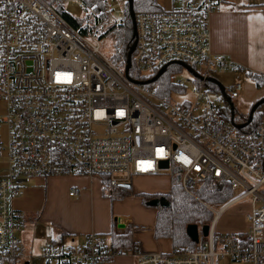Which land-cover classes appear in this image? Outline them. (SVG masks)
Returning a JSON list of instances; mask_svg holds the SVG:
<instances>
[{"label": "built area", "instance_id": "1", "mask_svg": "<svg viewBox=\"0 0 264 264\" xmlns=\"http://www.w3.org/2000/svg\"><path fill=\"white\" fill-rule=\"evenodd\" d=\"M73 2L82 11L78 27L46 0H0V98L5 103L0 122L6 124L0 264H11L18 254L22 214L11 199L27 178L98 174L115 187L134 175L171 173L173 165L188 194L206 177L227 182L232 191L218 206L203 202L212 217L195 248L147 252L132 238L131 249L121 251L107 235L89 232L79 244L48 238L40 256L59 264H104L124 252L135 256L133 264H225L226 258L264 264V110L252 130L241 131L230 117L232 110L237 114L231 99L240 96L242 83L224 89L231 106L220 89L214 90L219 103L228 105L224 112L209 95L212 71L238 68L210 48L209 16L216 0H171L170 8L134 14L126 71L125 61L111 59L115 41L108 57L101 49L102 36L115 35L122 25L126 0H119L118 16L107 0H99L100 8ZM166 66L172 86L191 87L189 99L173 101L171 89L162 96L144 85V77L163 68L161 74ZM180 67L187 76H178ZM163 160L166 167L160 165ZM233 206L241 223L221 226L223 213Z\"/></svg>", "mask_w": 264, "mask_h": 264}, {"label": "crops", "instance_id": "2", "mask_svg": "<svg viewBox=\"0 0 264 264\" xmlns=\"http://www.w3.org/2000/svg\"><path fill=\"white\" fill-rule=\"evenodd\" d=\"M156 2L163 8L161 0ZM209 33L211 50L225 54L237 62L238 68L235 70L248 77L249 72L264 75V0H216L209 16ZM249 79V83L242 84L239 98L249 99L250 105L257 99L264 98V85L257 88L250 77ZM239 115L237 113L236 117ZM235 122L242 123L239 118ZM3 166L4 163L0 169ZM102 178L95 174H69L38 176L32 182L27 178L22 183L21 192L12 197L11 205L22 214L21 227L16 236L17 253L23 262L24 258L29 257L33 261L31 264H57L40 258V250L46 240L50 238L79 244L89 232L102 233L109 238L111 231L128 232L141 251L155 250V247L140 246V240L143 239L142 233H139L140 228L135 225L134 217L125 212L121 203L127 195L114 200L104 196ZM129 187L131 190L130 185ZM69 191L73 193L69 194ZM140 192L144 191L136 193ZM154 215L155 208L152 225L146 227V232H149L150 239L154 242L168 239L172 249L170 238L153 236ZM116 216L121 217L123 226H117ZM148 245L151 244L147 241L146 246ZM29 260L26 261L27 264H30ZM134 261L135 256L124 252L104 264H133Z\"/></svg>", "mask_w": 264, "mask_h": 264}, {"label": "trees", "instance_id": "3", "mask_svg": "<svg viewBox=\"0 0 264 264\" xmlns=\"http://www.w3.org/2000/svg\"><path fill=\"white\" fill-rule=\"evenodd\" d=\"M46 1L61 12L72 26H79L80 18H76L68 14L61 5V0ZM83 1L87 4L94 5L96 8H100L99 0ZM131 8L134 14H136L139 11L157 10L161 7L156 0H132ZM115 38L116 51L111 56V59L113 61H120L123 63L126 60L127 52L133 39V28L128 15V8H126V14L122 25L116 29ZM129 72H131V68ZM248 75L257 88L264 85V75L254 72H249ZM152 76L153 75L143 78L144 85L153 88L154 92L159 95L168 96L170 89L174 88L170 82L171 74L170 70L168 71V67L166 66V69L155 78L151 79ZM207 85L210 88L219 91V88L215 83L207 81ZM254 102L249 105L244 114L240 113L237 117L234 114V110L231 111L234 115L233 120L239 118L241 119V122L244 123L242 127L238 128L241 131L252 130L264 110L259 109L261 104L259 103L258 106L250 112V108ZM249 114L250 118L248 119ZM171 171L169 191L163 194L166 203L154 205L155 215L153 236L170 238L172 248L193 249L196 247L197 243L192 241L187 236L185 230L186 225L195 224L198 227L200 235V227L204 224H208L212 217L211 211L204 206L203 202L218 206L232 196V191L230 190V186L227 182L216 181L211 177H206L195 181L191 188L192 194H188L184 192L180 186V173L178 167L173 165ZM102 177V193L111 200L122 199L131 192L130 187H122L121 185L112 187L108 183L107 178L104 176ZM138 194L141 196L143 201L157 198L160 195L144 192H140ZM110 239L113 245L121 251H128L131 249L132 244H134L128 232L117 233L111 231ZM9 260L11 264H24L18 254L11 257Z\"/></svg>", "mask_w": 264, "mask_h": 264}, {"label": "rangeland", "instance_id": "4", "mask_svg": "<svg viewBox=\"0 0 264 264\" xmlns=\"http://www.w3.org/2000/svg\"><path fill=\"white\" fill-rule=\"evenodd\" d=\"M107 2L111 9V13L115 16H118L122 11V5L119 2V0H107ZM170 3L171 0H161L160 2L163 8H170ZM63 8L68 14L76 18H79L82 15V11L80 7L76 3H74L73 0L66 1L63 4ZM101 39H102L101 49L108 57V55H110V53L114 49L113 42L116 41L115 35L112 33L104 34ZM178 76L179 77L187 76V72L180 67V73L178 74ZM210 77L214 78L219 83H221L222 86H224L225 91H227L228 86H230L235 81H239L242 84L250 82L249 77L246 74L239 72L238 70H215L210 73ZM170 82H171V76H170ZM173 87L174 88H171L172 91L170 96V99H172L173 101L180 102L183 99L186 100L189 99V97L191 96V87L185 88L184 91H178L180 90L179 88L175 86ZM209 95L216 101L217 104L220 105L222 112H224L228 108L227 103L226 102L223 103L222 99H221L222 102L219 103L218 98L220 94L216 96V94L214 93V89L210 87H209ZM249 101H250L249 99L241 100L239 97L232 98L231 102L235 107V113L238 114L244 113L249 106L250 103ZM4 109H5L4 100L0 98V115L4 113ZM259 109H264V102H261ZM5 145H6V124L4 122H0V166L3 165L5 160V154H6ZM49 176H55V175H49ZM49 176H41V177H49ZM170 176L171 173H169V171L159 172L155 175H142V176L134 175L130 181V186L132 191L121 201V203L125 207V212L130 213L134 217L135 225L140 228L139 233H142V237H143V239L140 240V246L143 248L144 246L148 248L155 247L153 248L155 250H151V251L170 252L172 250L170 248L168 239H163L162 241L160 240V242H154L151 241L149 232H146V230H148L146 229V227L151 226L153 222V214L155 208L154 205L165 204L166 200L163 194H160L157 198L143 201L141 199V196L136 192L144 191V192L165 193L169 189ZM36 177L38 176L30 177L29 182L36 181L37 180ZM245 201L246 199L242 200L241 203H244ZM234 207L237 206H233L229 210L223 213L222 218L220 220L221 226H235L241 223L239 214L237 213ZM147 241L150 242L151 245L146 246ZM28 258L27 257L24 258V262L28 261L29 260ZM40 258L46 261L45 258L41 256ZM29 261L30 264L33 263L32 259H30ZM224 263L241 264L240 262L231 261L228 258L224 259Z\"/></svg>", "mask_w": 264, "mask_h": 264}, {"label": "water", "instance_id": "5", "mask_svg": "<svg viewBox=\"0 0 264 264\" xmlns=\"http://www.w3.org/2000/svg\"><path fill=\"white\" fill-rule=\"evenodd\" d=\"M131 2H132V0H127V8H128V15H129L130 20H131V23H132L133 35H134V20H133L134 12H133V10H132V8H131ZM133 46H134V41H132V43L130 44V47H129L128 52H127V57H126V60H125V71H126L127 68L129 67V54H130V52H131ZM186 67H187L188 69H190L189 66H186ZM162 70H163V68H160V69L158 70V72H157V73H156L151 79L155 78V77H156V76H157ZM209 80L215 82V83L218 85L222 97H224L225 100L228 102V104L231 106V102L229 101L228 97H227L226 94H225L224 86H222V84L219 83V82H218L217 80H215L214 78H210ZM262 101H264V98H261V99H259L258 101H255V102L253 103V105L251 106V108H250V112H252V111L258 106V104L261 103ZM230 118H231V120L233 121V118H232V117H230ZM249 118H250V114H249L248 119H249ZM234 124H235L237 127H240V126H243L244 123H234ZM160 165H161L162 167H166V166H167V161H165V160L160 161ZM129 185H130L129 183H123V184H121V186H124V187H129ZM115 220H116V224H117L118 227L123 226V222H122V219H121L120 216H116V217H115ZM185 230H186V234H187V236H188L192 241L196 242L197 239H198V227H197L195 224H187ZM207 230H208V225H207V224L202 225V226L200 227V233H201V235H202V236L206 235V234H207ZM24 264H27V262H25Z\"/></svg>", "mask_w": 264, "mask_h": 264}]
</instances>
